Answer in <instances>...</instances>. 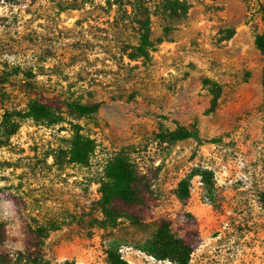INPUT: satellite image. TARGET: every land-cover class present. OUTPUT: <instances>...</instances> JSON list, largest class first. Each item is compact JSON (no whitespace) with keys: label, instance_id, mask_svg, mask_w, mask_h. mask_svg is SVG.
Wrapping results in <instances>:
<instances>
[{"label":"rangeland","instance_id":"rangeland-1","mask_svg":"<svg viewBox=\"0 0 264 264\" xmlns=\"http://www.w3.org/2000/svg\"><path fill=\"white\" fill-rule=\"evenodd\" d=\"M186 1L184 18L165 20L159 0H0V223L7 249L23 247L21 213L44 228L50 264H110L109 249L131 264H174L139 247L162 215L180 233L177 183L208 168L210 190L200 176L190 180L186 208L201 243L189 264H264V61L254 45L264 0ZM147 19L153 44L140 55ZM165 24L171 30L156 42ZM227 26L235 33L222 40ZM27 82L46 95L101 104L90 116L61 108L57 124L23 118L7 135L4 114L15 119L34 100ZM178 126L199 139L169 142L165 136ZM76 127L94 140L87 164L67 156ZM119 151L152 179L159 206L141 223L100 227L99 188Z\"/></svg>","mask_w":264,"mask_h":264},{"label":"trees","instance_id":"trees-1","mask_svg":"<svg viewBox=\"0 0 264 264\" xmlns=\"http://www.w3.org/2000/svg\"><path fill=\"white\" fill-rule=\"evenodd\" d=\"M189 4L186 0H159L158 14L165 20H179L186 16ZM264 23V16L262 18ZM148 19L141 26L140 55H145L146 49L152 46L150 40V28ZM171 30L170 24L163 26L162 35L156 37V42L165 40ZM224 34L222 40L233 36L235 29L227 26L222 29ZM254 45L264 61V28L254 36ZM138 55H131L135 58ZM262 84L264 85V63L262 67ZM26 91L34 95L24 111H16L12 115L4 114L1 121L5 133H15L19 121L23 118H30L37 123L57 124L62 119L61 108L66 107L72 114L77 116H90L94 114L101 102L81 103L77 99L63 98L60 95H46L34 85L27 82L22 85ZM214 94L215 93L214 91ZM76 127L69 137L67 156L70 161L87 164L94 151V140L80 132ZM194 137L199 139L197 131H189L181 126L165 136L169 142L179 139ZM193 175H198L207 190L213 187V173L208 168H196L187 176L181 178L176 187V197L181 207L177 213L180 220L179 234L171 230L172 221L169 217L162 215L156 221L153 233L140 245V249L157 260H169L174 264H189L191 253L201 243V235L198 228L196 216L191 213L186 205L189 200V186ZM105 179L101 182L99 191L100 198L97 205L101 211V218L95 219L96 225L100 227H114L120 220L124 219L133 224H138L153 216V211L159 206V195L153 188L152 179L134 164L123 151H119L110 158L104 168ZM12 202L16 198L8 197ZM18 220L23 234L22 249L11 251L4 245L6 231L0 223V264H50L44 259L42 250L43 238L46 236L44 228L31 225L21 213H18ZM107 259L110 264H131L118 254L117 249L107 251ZM62 264H77L74 261L65 260Z\"/></svg>","mask_w":264,"mask_h":264}]
</instances>
